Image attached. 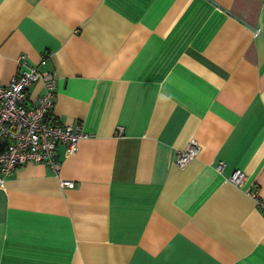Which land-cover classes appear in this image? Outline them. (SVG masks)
<instances>
[{
	"label": "crops",
	"instance_id": "1",
	"mask_svg": "<svg viewBox=\"0 0 264 264\" xmlns=\"http://www.w3.org/2000/svg\"><path fill=\"white\" fill-rule=\"evenodd\" d=\"M21 59L89 135L4 178L0 264H264V0H0V83Z\"/></svg>",
	"mask_w": 264,
	"mask_h": 264
},
{
	"label": "built area",
	"instance_id": "2",
	"mask_svg": "<svg viewBox=\"0 0 264 264\" xmlns=\"http://www.w3.org/2000/svg\"><path fill=\"white\" fill-rule=\"evenodd\" d=\"M41 58L38 64H44ZM37 64V65H38ZM37 65H25L24 60L18 61L15 74L7 83H0V186L6 176L16 167L28 161L41 162L53 170H57L59 160L56 147L64 145L66 153L77 150L78 142L89 134L83 131L80 123H61L52 113L54 105L56 75L52 70H40ZM40 80L42 92L34 101L27 98L30 85ZM121 132V127L118 128ZM199 151L195 141L186 147L177 149L173 162L177 166L186 165ZM219 162L216 169L220 170ZM245 173L240 168L233 169L228 180L239 185ZM62 185L72 186L70 180H61ZM249 194L264 215V198L256 190Z\"/></svg>",
	"mask_w": 264,
	"mask_h": 264
}]
</instances>
